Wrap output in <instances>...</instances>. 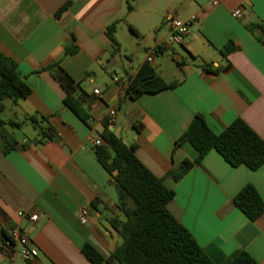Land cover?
I'll list each match as a JSON object with an SVG mask.
<instances>
[{
  "label": "crops",
  "instance_id": "0c3cea01",
  "mask_svg": "<svg viewBox=\"0 0 264 264\" xmlns=\"http://www.w3.org/2000/svg\"><path fill=\"white\" fill-rule=\"evenodd\" d=\"M237 8L241 19L232 16ZM171 17L195 22L181 46L162 49L149 65L166 83H181L131 100L127 88L147 52L167 39ZM115 22L114 43L106 29ZM252 24L264 26V0H220L217 7L208 0H0V53L18 64L31 88L13 105L25 119L47 118L43 126L54 131L43 144H36L34 131L7 153L0 140V264H9L4 244L13 227L37 251L34 259L16 257L13 264H91L82 254L85 244L103 259L120 245L109 222L124 219L118 193L94 152L110 109L126 126L119 136L116 124L113 133L134 144L138 160L173 190L167 209L205 255L214 264H230L246 252L264 264V215L250 221L233 202L248 184L264 201V166L233 168L211 151L179 182L167 177L198 156L188 143L173 151L197 114L215 134L239 118L264 140V32H250ZM229 43L235 50L224 59ZM130 44L136 54L143 50L136 62L128 56ZM67 45L77 52L64 56ZM64 75L84 121L63 103ZM82 209H89L86 223L79 219ZM21 211L37 221L20 218Z\"/></svg>",
  "mask_w": 264,
  "mask_h": 264
},
{
  "label": "trees",
  "instance_id": "16d2710c",
  "mask_svg": "<svg viewBox=\"0 0 264 264\" xmlns=\"http://www.w3.org/2000/svg\"><path fill=\"white\" fill-rule=\"evenodd\" d=\"M61 8L56 17L64 12ZM116 22L106 29L107 36L115 43ZM250 32H264V26H247ZM229 43L221 55L224 59L234 51ZM77 52L71 45L65 47L64 56ZM160 51H157V54ZM60 61L57 62V65ZM203 70H208L202 65ZM48 67L46 70H49ZM66 95L65 107L79 119L86 120L81 104L73 97L71 79L64 75L59 79ZM181 82L166 83L149 64H144L127 88V95L136 100L143 94H156L164 90L175 89ZM31 88L24 82L18 70V64L0 53V140L3 153L16 147L13 136L5 126L21 128L23 122H4L1 114L5 111V101L12 104L27 98ZM38 133L36 144L53 139V129L47 124V118L30 116L26 118ZM101 143L94 147L97 161L111 176L118 193V209L124 216L111 219L110 225L121 239L112 254L103 259L90 245L82 248L83 256L91 264H214L196 243L191 234L169 213L167 207L175 193L163 184V179L155 177L137 158L136 146L127 145L112 130L105 127L100 136ZM184 143L190 144L198 153L196 160L184 159L180 165L170 171L167 177L179 182L195 165L211 151L217 152L233 168L245 166L257 171L264 166V140H262L242 119L233 121L220 134H215L201 114L195 115L185 132L175 141L173 151ZM234 205L250 220L255 221L264 215V201L248 184L233 199ZM230 264H257L246 252L238 255Z\"/></svg>",
  "mask_w": 264,
  "mask_h": 264
},
{
  "label": "built area",
  "instance_id": "2783aa9c",
  "mask_svg": "<svg viewBox=\"0 0 264 264\" xmlns=\"http://www.w3.org/2000/svg\"><path fill=\"white\" fill-rule=\"evenodd\" d=\"M212 7L219 6L220 0H208ZM232 16L236 19H241L242 9L237 8L233 10ZM195 22V18L178 19L171 17L167 19L166 26L168 29L167 39L158 46L152 48L147 52L146 63L151 64L154 57L157 55V51H161L164 48L173 46H181L185 38L189 35L190 28ZM94 94H98V91H94ZM117 124V114L114 109H110L104 119V127L112 130ZM101 140L97 139L94 145H100ZM89 209H82L79 215L81 223H86L88 220ZM20 218L27 219L28 221L35 223L37 221V215L30 212L21 211L18 213ZM4 253L9 264H13L16 257H20L24 261H29L37 256V251L31 247V240L28 235L18 227H13L9 231V238L4 244Z\"/></svg>",
  "mask_w": 264,
  "mask_h": 264
},
{
  "label": "rangeland",
  "instance_id": "374dc122",
  "mask_svg": "<svg viewBox=\"0 0 264 264\" xmlns=\"http://www.w3.org/2000/svg\"><path fill=\"white\" fill-rule=\"evenodd\" d=\"M131 48V51L128 53V56H132L133 62H136L135 56H139L143 54V50H141L139 53H134L136 51V48L133 47V45H129ZM122 61L126 63V60L124 57H122ZM5 106L6 109L5 111L1 114V119L4 122H9V121H16V122H23V125L21 128H13L10 126H5V130L9 132L13 138L17 141L23 140L25 138H31L34 136V130L32 128V125L29 121H26V119L19 113V111L16 109V107L12 104L10 100L5 101ZM126 126L120 124H117L115 132L117 135L120 136L122 131H125ZM124 220V219H123Z\"/></svg>",
  "mask_w": 264,
  "mask_h": 264
}]
</instances>
